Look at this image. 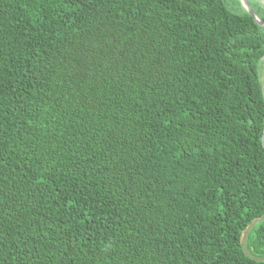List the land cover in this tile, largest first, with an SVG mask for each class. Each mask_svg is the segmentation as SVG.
Segmentation results:
<instances>
[{
    "label": "trees",
    "instance_id": "obj_1",
    "mask_svg": "<svg viewBox=\"0 0 264 264\" xmlns=\"http://www.w3.org/2000/svg\"><path fill=\"white\" fill-rule=\"evenodd\" d=\"M263 57L239 0H0V264H264Z\"/></svg>",
    "mask_w": 264,
    "mask_h": 264
},
{
    "label": "water",
    "instance_id": "obj_2",
    "mask_svg": "<svg viewBox=\"0 0 264 264\" xmlns=\"http://www.w3.org/2000/svg\"><path fill=\"white\" fill-rule=\"evenodd\" d=\"M241 2L242 7L248 11V13L254 18V20L256 21L257 24H259L260 26L264 27V20H261L257 14L254 12L251 3L249 0H239ZM259 1L261 4L264 5V0H257ZM262 61L264 62V57L262 58ZM263 141H264V133H263ZM253 224V223H252ZM252 224H250L247 229L245 230V232H243L242 236H244L245 233H247V231L250 229V227L252 226Z\"/></svg>",
    "mask_w": 264,
    "mask_h": 264
},
{
    "label": "rangeland",
    "instance_id": "obj_3",
    "mask_svg": "<svg viewBox=\"0 0 264 264\" xmlns=\"http://www.w3.org/2000/svg\"><path fill=\"white\" fill-rule=\"evenodd\" d=\"M261 72H262V84H263V87H264V62H263L262 67H261ZM246 234L247 233H245L244 236H243V243L245 242Z\"/></svg>",
    "mask_w": 264,
    "mask_h": 264
}]
</instances>
